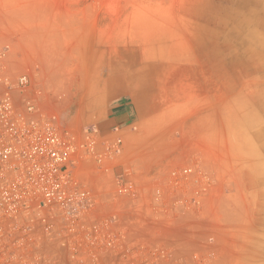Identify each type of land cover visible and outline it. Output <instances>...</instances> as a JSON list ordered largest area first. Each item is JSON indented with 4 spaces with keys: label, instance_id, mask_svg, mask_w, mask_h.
Listing matches in <instances>:
<instances>
[{
    "label": "rangeland",
    "instance_id": "rangeland-1",
    "mask_svg": "<svg viewBox=\"0 0 264 264\" xmlns=\"http://www.w3.org/2000/svg\"><path fill=\"white\" fill-rule=\"evenodd\" d=\"M0 56L62 129L104 138L111 106H133L105 138L139 188L126 198L172 218L145 224L165 255L73 256L75 239L28 236V210L0 208V264H264V0H0ZM79 182L110 198L91 162Z\"/></svg>",
    "mask_w": 264,
    "mask_h": 264
},
{
    "label": "built area",
    "instance_id": "built-area-1",
    "mask_svg": "<svg viewBox=\"0 0 264 264\" xmlns=\"http://www.w3.org/2000/svg\"><path fill=\"white\" fill-rule=\"evenodd\" d=\"M1 58L3 213L13 216L28 210V236L75 239L70 245L73 256L85 251L113 255L167 254L170 247L161 242L165 232L159 225L145 228V224L172 218L141 214L142 201L126 198L138 194L139 188L128 178V168L120 162L122 141L102 138L96 130L86 129L78 135L60 128L55 116L46 110L43 94L34 88L28 72L14 76ZM86 162L93 164L96 174H110L113 181L110 198H100L102 185L93 184L89 188L81 185L80 166ZM117 166L121 168L116 170ZM88 211L90 214H85ZM38 223L41 230L36 227ZM129 236L138 239L128 242ZM73 264L82 263L74 259Z\"/></svg>",
    "mask_w": 264,
    "mask_h": 264
},
{
    "label": "crops",
    "instance_id": "crops-1",
    "mask_svg": "<svg viewBox=\"0 0 264 264\" xmlns=\"http://www.w3.org/2000/svg\"><path fill=\"white\" fill-rule=\"evenodd\" d=\"M133 111V106H130L128 102L112 105L110 112L99 122L102 128V135L104 137H109L115 132L114 127L129 124L128 122L130 121Z\"/></svg>",
    "mask_w": 264,
    "mask_h": 264
}]
</instances>
